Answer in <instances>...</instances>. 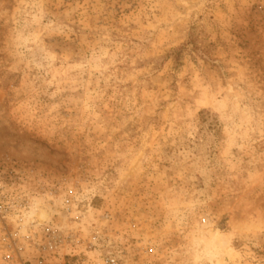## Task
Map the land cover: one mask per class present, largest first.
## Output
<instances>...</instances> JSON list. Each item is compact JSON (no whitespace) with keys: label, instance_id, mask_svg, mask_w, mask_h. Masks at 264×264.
<instances>
[{"label":"rangeland","instance_id":"rangeland-1","mask_svg":"<svg viewBox=\"0 0 264 264\" xmlns=\"http://www.w3.org/2000/svg\"><path fill=\"white\" fill-rule=\"evenodd\" d=\"M0 193L53 264H264V0H0Z\"/></svg>","mask_w":264,"mask_h":264},{"label":"built area","instance_id":"built-area-1","mask_svg":"<svg viewBox=\"0 0 264 264\" xmlns=\"http://www.w3.org/2000/svg\"><path fill=\"white\" fill-rule=\"evenodd\" d=\"M16 207L15 201L8 197V193H0V264H53L48 259L55 256V232L47 224H42V239L33 240L32 235L26 234L31 228H28L21 210L18 211ZM9 217H16L11 229L5 225V220ZM30 249L36 250L35 255L27 258L32 251ZM102 264L118 263L113 258H105Z\"/></svg>","mask_w":264,"mask_h":264},{"label":"bare ground","instance_id":"bare-ground-1","mask_svg":"<svg viewBox=\"0 0 264 264\" xmlns=\"http://www.w3.org/2000/svg\"><path fill=\"white\" fill-rule=\"evenodd\" d=\"M50 217L49 211L44 206L37 207V220L40 223H45Z\"/></svg>","mask_w":264,"mask_h":264}]
</instances>
